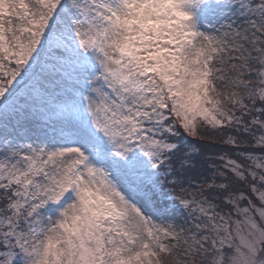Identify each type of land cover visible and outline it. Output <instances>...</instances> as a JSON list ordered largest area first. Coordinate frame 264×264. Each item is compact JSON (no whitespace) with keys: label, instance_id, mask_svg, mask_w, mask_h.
Here are the masks:
<instances>
[{"label":"rangeland","instance_id":"1","mask_svg":"<svg viewBox=\"0 0 264 264\" xmlns=\"http://www.w3.org/2000/svg\"><path fill=\"white\" fill-rule=\"evenodd\" d=\"M262 14L251 0H0V73L7 56L13 80L32 71L0 104V188L23 218L0 264L178 263L196 250L264 264V192L221 221L158 188L169 109L220 122L241 75L264 96Z\"/></svg>","mask_w":264,"mask_h":264},{"label":"trees","instance_id":"2","mask_svg":"<svg viewBox=\"0 0 264 264\" xmlns=\"http://www.w3.org/2000/svg\"><path fill=\"white\" fill-rule=\"evenodd\" d=\"M251 1L264 6V0ZM261 16L264 17L263 14ZM45 43H48L43 41V47L46 48ZM2 65L0 104L6 103L18 89L23 88L24 80L32 78L30 71L25 79L20 77V81L13 80L6 70L20 68L8 56L2 59ZM230 72L239 75L240 68L231 69ZM240 77L247 80L246 85L233 87L240 99L219 100L222 114L220 122L196 113L191 115L183 108L169 109V124L174 122V125L167 136L174 148L163 153L169 173L164 183L158 186L159 192L177 194L181 201L190 198L206 200L211 205L210 213L221 221L224 214L236 216V204L249 205V201L259 204L258 194L264 192V172L254 162V157L264 161V143L260 141L264 134L261 124L264 121V96L258 93L262 85L257 75ZM168 106L171 107V103ZM259 175L263 180L259 179ZM12 198V186L0 188V252L7 247L4 238L15 224L23 222L21 213L11 207ZM172 202L176 206L179 204L175 203V198ZM177 252L180 259L178 263L171 254L159 259V262L209 264L203 260L199 250L188 256Z\"/></svg>","mask_w":264,"mask_h":264}]
</instances>
